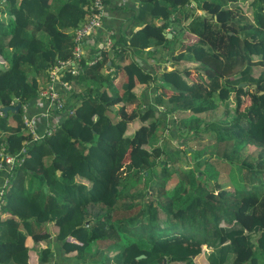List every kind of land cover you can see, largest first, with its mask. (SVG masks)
Instances as JSON below:
<instances>
[{"label":"trees","instance_id":"1","mask_svg":"<svg viewBox=\"0 0 264 264\" xmlns=\"http://www.w3.org/2000/svg\"><path fill=\"white\" fill-rule=\"evenodd\" d=\"M90 1L0 2L10 23L7 28L0 21V55L6 60L0 64V105L14 99L28 103L47 86L49 67L70 55L73 32ZM189 1L136 0L129 25L111 48L90 45L84 57L99 50L100 58L91 64L83 58L78 73L61 76L72 81L67 103L73 113L39 140L30 141L21 106L6 115L0 111V148L16 160L22 157L15 160L2 195L0 264H29L27 239L32 245L46 239L47 245L33 248L35 264L51 262L54 243L44 228L51 221L61 254L76 264L96 258L91 246L97 239H109L113 249L97 264H192L191 257L204 247L206 264H264V0L248 1L250 15L239 9L238 0H194L199 13L187 7ZM184 30L196 39L174 52L169 43L179 42L176 32ZM141 52L157 53L153 59L169 61L170 68L153 71L136 64L131 53ZM180 61L196 62L205 88L188 79V67L176 66ZM104 65L113 69L104 73ZM116 71L124 74L121 92L112 82ZM80 82L89 84L76 93ZM136 83L170 93L161 90L153 96L155 107L151 102L143 107L132 89ZM244 94L249 102L240 107ZM158 104L165 107L157 115ZM218 109L220 116L200 115ZM229 109L232 115L226 117ZM135 118L139 125L126 134ZM167 124L180 141H199L181 147L196 170L177 163L178 147L167 152L165 142L155 144L157 130ZM203 132L213 141L200 142ZM230 140L228 159L212 149ZM247 143L254 146L253 161L237 154ZM165 158L178 177L169 200L153 206V198L143 197L137 213L113 217L114 208L129 199V181L159 189L168 172ZM225 160L233 164L230 187L211 181L215 173L210 172L217 173Z\"/></svg>","mask_w":264,"mask_h":264},{"label":"rangeland","instance_id":"2","mask_svg":"<svg viewBox=\"0 0 264 264\" xmlns=\"http://www.w3.org/2000/svg\"><path fill=\"white\" fill-rule=\"evenodd\" d=\"M248 1L249 0H238V1H236V4L240 5V7L238 6L240 10H244L247 13V15H250V10H248L249 9L248 8V3H249ZM239 2H240V4H239ZM187 7L191 8L196 13L201 12V10L198 9V7H197V5H196L194 0H190L189 3H187ZM0 21L2 22V24L7 26V28L10 26L9 19H8V16L6 15V13H0ZM176 34H178V35H176V38L178 37L179 42H175V43L171 42V43H169V45H171V46L174 45L175 46L176 49L174 50V52L179 51V49H183L184 46H185L184 44L192 43L196 39V36L194 34L188 33L185 30L182 31V32H176ZM131 54H135V53H131ZM137 55L139 56V54H137ZM156 55H157V53H156ZM156 55L154 56L152 54V56H154L155 59L157 57ZM152 56L150 55V60H147V62L150 63V68H151L150 70L154 69V70L158 71L160 68H163V66L166 69L170 68V66L167 63H162L161 64L157 60L153 59ZM139 58L141 59V63H142V60L146 59L144 55L140 56ZM134 61H136V60H134ZM195 63L196 62H194V61H191V62L180 61L179 63L176 64V66L178 68H180V69L184 68V66L188 67V74H187L188 79L189 80H193V81H197V83L199 84V86L201 88H205L203 82L199 80V75H202V71L196 66ZM0 64L1 65H6V60L1 55H0ZM166 64L169 67H167ZM2 67H5V66H2ZM112 69H113L112 67H108V66L104 65L103 68H102V71L105 73L107 71H111ZM257 70H258V67H253L252 68V74L256 75ZM113 75L114 76L112 78V82H113L114 86L118 89V91L121 92V90H122L121 89V83L124 81V79L120 80L116 76L117 75V71ZM78 84L79 85H76L75 89H74V91L76 93H80V90L83 89L82 87L84 85L89 84V83L85 82L84 84H82V82H80ZM164 88H166V87H162V88L161 87L160 88L156 87L155 89H153L151 83H150L149 86L145 85L144 83H136V85H134V87L132 89H133V91L135 93H137L139 95V99H142V102H143L142 106L143 107H146L145 106L146 102H151L152 106L155 107L154 101H153V96L158 94L161 90L164 91L163 90ZM72 89L73 88H71V90ZM71 90L70 91L68 90V92L71 93ZM247 90H249V88ZM164 92L166 93L165 96H167L170 93V91H167V92L164 91ZM230 97H232V94H230ZM65 98L69 99L68 94L65 96ZM248 102H249V95L248 94L242 95L240 107H244V105L248 104ZM118 105H120V103L115 104L114 108L118 107ZM157 107H159L158 109H156V111H157L156 114L158 115L160 111H164L163 108H161V107H165V104H161V105L158 104ZM128 110H129V108H127L126 111H128ZM50 111L51 110H49V114H50ZM219 111H220V109L215 110L214 113L208 112V114L207 113L204 114L203 112H201L200 115L203 116V117H207L209 115L212 118H214L216 116H220V115L223 114L222 110H221V112H219ZM228 111L229 112H227L226 117L227 116L229 117L230 115H232V109L231 110L229 109ZM61 113H63V112H61ZM9 118H10V116H9ZM168 119H169V113H168ZM60 122L61 121H58V124ZM127 124L128 125H127V127L125 129V133L126 134H130L139 125V121H138L137 118H135L133 120H130ZM173 131H174L173 129L169 128L168 124L166 126H164L163 129L159 128L157 130V132L159 133V139L157 140V142H155V144L165 142L164 146L167 149V152H171L173 149L178 147V150L175 152V154L177 156H179V160L177 161V163L182 164V166H186V164H184V163H187L188 167L192 168L193 170H196V166L193 163L192 156L191 155L189 156L188 153H185L183 151V148H181V147H183L184 144H189V145L192 144V145L196 146V142L195 141H197L198 143H199V141L197 139H195V141H194V140H191L189 138H187V140H185V138H182L183 141H185V143H184V142L180 141L181 138L175 137ZM188 133L189 132H187V135H188ZM203 133H204L203 136H198V139L200 140V142L207 141L208 139H211V138H209L207 136V135H209V134H207L209 132H203ZM230 144H231V140L230 141L217 142V143H215L214 147H212V149H215L220 155H222L224 158H227V156L231 155L230 154V148H229ZM190 148L191 147L188 146V149H190ZM205 152H208V150L204 151V153ZM253 152H254V146L247 143L242 148H240V150H238L237 154L240 155V159L253 161V159L250 156L251 154H253ZM162 161H164V163L166 164V168L168 167V172L164 176L163 182L160 185L159 189L157 187H155V185H153V186L151 185L148 188L147 187H143V185H140V184H138V186H136V185L133 184L134 183L133 181H129L131 183L128 184L127 187H126L129 199H127L124 202V204H128V205L122 204L124 207H122V206L115 207L114 208L113 217L119 216V215H122V214H124V215H128V214L134 215L135 213H137L138 208L140 207V204H139L138 201H140V199L143 198V197L149 196L150 198H153V200H154L153 201V206H157V205H159V203L161 204V201L167 202L169 200L170 194L173 193V190H174L175 186L178 183V177L173 172L172 167L168 166L169 161L167 160V158H165ZM224 163L225 164L220 165L221 167L217 169V173L215 171L210 172V173H215V175L211 174L212 175L211 176V181L212 182L213 181H220V180L221 181H225L224 182L226 184L225 186H229L230 187L231 183L229 182L228 178L232 174L231 169H233V168L231 166L233 164L231 162L227 161V160H225ZM160 173H162V172H161V170L158 169L156 171V174L160 175ZM207 174H209V173H207ZM262 175H263V179L262 180L264 181V172L262 173ZM115 176L112 177L113 182L116 181V178L119 177L120 174L119 173L115 174ZM130 179H132V178H130ZM36 184H37V180L35 179L33 181V185L35 186ZM262 187H264V186H262ZM157 193H158V195H156ZM255 199L256 198L251 197L252 201H254ZM132 200H133V202L131 203ZM176 203H178V201L174 202V204H173L174 206L173 207H175ZM126 206H130V207L128 208ZM237 217L240 218L243 221V223H245V224L248 223V221H249L248 217H243L242 215H238V214H237ZM52 224L55 225L52 221L49 222L47 224V226H46L48 231L45 230V229L44 230L47 231L48 238L49 237H54V239H55V235L57 233V229L55 227H53ZM84 226H86V224H84ZM45 241H46V239H45ZM55 241H57V240H55ZM93 244L91 246V253L95 254L96 258L86 262V264H88V263L89 264H93V263L97 264V263H99L100 259L102 258V254H105V253L108 254L109 251L113 250V249H108V246H111L109 239H97ZM37 248H38V245L36 246V249ZM207 251H208V248L204 247L203 248V252L201 254L193 255L191 257L192 261H193L192 264H206L205 256H206V252ZM53 255H56L55 258H52L51 262H49L47 264H76L77 263V261L75 259H73L72 257H68L67 258V257L63 256L61 254V250L60 249L58 251V254H57L56 251H54ZM32 257H34V253H32ZM172 261H174V260H172ZM82 264H84V263H82ZM171 264H173V263H171Z\"/></svg>","mask_w":264,"mask_h":264},{"label":"built area","instance_id":"3","mask_svg":"<svg viewBox=\"0 0 264 264\" xmlns=\"http://www.w3.org/2000/svg\"><path fill=\"white\" fill-rule=\"evenodd\" d=\"M108 1L110 0H91L86 6L88 13L84 20L75 28L72 37L70 55L66 58H58L48 69L47 86L41 87L37 91V95L32 98L37 107H41L43 112L40 114L45 118L46 127L40 131L37 130L38 115L30 114L29 103H23L22 123L30 134V141L39 140L43 135L51 133L66 114L73 113V106L67 103L65 96L69 94L68 90L72 87V81H66L61 78L63 74H76L81 68V61L85 59L86 64H91L100 58L99 50L93 52L91 57H84L86 47L94 45L102 49H110L113 45V36L111 31L106 30L104 33L99 32L101 21L110 13ZM119 1V0H118ZM117 2V1H116ZM120 2L119 4H121ZM131 59L136 64L141 65V59L132 54ZM33 101V100H32ZM49 110L50 114H49ZM63 112V113H61ZM27 142V141H26ZM23 150V148L21 149ZM0 173L4 174V178L0 181V219L4 218L1 202H3V193L7 184V174L15 162L14 156L9 152H4L0 148ZM22 157H18L16 162L21 161Z\"/></svg>","mask_w":264,"mask_h":264},{"label":"crops","instance_id":"4","mask_svg":"<svg viewBox=\"0 0 264 264\" xmlns=\"http://www.w3.org/2000/svg\"><path fill=\"white\" fill-rule=\"evenodd\" d=\"M117 1V2H116ZM122 2L121 4H119ZM109 5L110 13L108 16L104 17L101 21V25L99 27V32L104 33L106 30L111 31L113 40L114 38H118L120 34H122L125 29L127 28V25H129V22L131 20V14L134 12L136 8V0H110L107 2ZM89 46L86 47V53ZM165 54V53H164ZM144 55L146 59L142 60V65H145L147 69H150V63L147 62V60H150V54H147L145 52H142L136 56L140 57ZM156 55V54H155ZM158 55V54H157ZM156 55V56H157ZM191 62V61H189ZM169 65V61L165 62ZM166 64L167 67H169ZM120 80L124 79V74L122 71L118 72L116 75ZM149 86V85H147ZM147 88V87H146ZM33 100V101H32ZM29 103V113L30 114H36L38 115V123L37 127L40 131L42 128L46 127L45 118L41 116L40 114L43 112L41 107H37L34 103V99H32ZM4 178V174L0 173V181ZM48 224V223H47ZM47 224L45 225V229L47 230ZM57 229L56 225H53ZM48 231V230H47ZM48 241L53 244V252L56 251L58 254L59 246L56 244L54 237L47 238ZM26 244L30 247L31 252H28L29 256V264H35L36 262V251H33V248L38 245V248L44 245H47L45 241L43 242H35V245H32L31 241L29 239L26 240ZM33 251V252H32ZM32 253H34V257H32ZM56 255H54L55 258Z\"/></svg>","mask_w":264,"mask_h":264},{"label":"water","instance_id":"5","mask_svg":"<svg viewBox=\"0 0 264 264\" xmlns=\"http://www.w3.org/2000/svg\"><path fill=\"white\" fill-rule=\"evenodd\" d=\"M1 1L2 0H0V2ZM167 35H169V33H167ZM163 68H164V66H163ZM239 84L240 85H243V82H240ZM19 107H20L19 100L14 99L13 100V103H11V104L0 105V111H1V113L3 115H6L7 111H16ZM142 256H143V254L137 255V257H142ZM164 261H165V259H163V262ZM171 263L176 264L177 262H175V261H169V264H171Z\"/></svg>","mask_w":264,"mask_h":264},{"label":"clouds","instance_id":"6","mask_svg":"<svg viewBox=\"0 0 264 264\" xmlns=\"http://www.w3.org/2000/svg\"><path fill=\"white\" fill-rule=\"evenodd\" d=\"M60 121H61V120H60ZM57 124H58V123H57ZM36 141H37V140H36ZM27 142H30V141H27ZM22 151H23V152L25 151L24 148H23ZM21 160H22V159H21ZM19 162H20V161H19ZM16 163H17V162H16ZM10 172H11V170H10ZM9 174H10V173L7 174V177L9 176ZM85 224L87 225V223H85Z\"/></svg>","mask_w":264,"mask_h":264}]
</instances>
